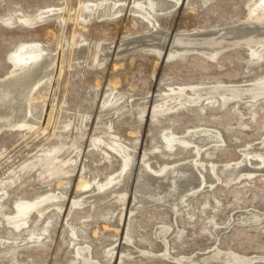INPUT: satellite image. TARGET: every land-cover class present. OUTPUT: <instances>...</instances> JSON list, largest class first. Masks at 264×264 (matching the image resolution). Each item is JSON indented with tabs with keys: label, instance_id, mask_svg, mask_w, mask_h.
<instances>
[{
	"label": "rangeland",
	"instance_id": "374dc122",
	"mask_svg": "<svg viewBox=\"0 0 264 264\" xmlns=\"http://www.w3.org/2000/svg\"><path fill=\"white\" fill-rule=\"evenodd\" d=\"M171 1V9L158 12L149 0H0V78L24 70H16L9 61L23 44L41 43L56 61L47 73L48 89L35 92L45 97L42 120L29 116L25 129L0 132V264H83L77 246L90 247L96 264H184L186 258L210 250L226 259L215 264H264L262 171L227 185L206 184L177 207L160 201L134 203L144 155L153 165L196 157L192 147L180 144L171 153L165 134L217 129L223 143L203 149L199 156L208 166L241 160L243 150L264 137V93L256 92L248 101L224 103L212 97L201 104L154 110L156 96L170 94L171 88L182 86L190 94L192 86L201 85L216 94L219 86L253 87L254 81L264 80V45L255 56L241 42L205 52L203 39L195 37L242 22L259 0ZM102 2L105 10L88 14L87 5ZM139 2L151 17L136 10ZM105 12L110 15L104 17ZM41 13L45 18L34 24L21 21ZM160 32L168 35L161 51L148 40ZM136 39L152 45L133 47ZM65 117L72 119L69 127L62 125ZM98 138L104 142L95 143ZM113 138L127 152H135L134 177L125 199H119L117 188L92 205L90 197L99 195L97 182L107 181L122 168V154L107 144L113 146ZM56 157L75 159L65 166L74 169L50 175ZM252 161L256 168L259 159ZM83 179L92 185L82 188ZM58 194L64 198L62 210L51 206L41 216L32 210L27 225L18 230L13 226L19 219H14L16 204ZM76 199L82 204L73 206ZM247 212L263 217L233 220V214ZM159 227L164 235H157Z\"/></svg>",
	"mask_w": 264,
	"mask_h": 264
},
{
	"label": "bare ground",
	"instance_id": "6f19581e",
	"mask_svg": "<svg viewBox=\"0 0 264 264\" xmlns=\"http://www.w3.org/2000/svg\"><path fill=\"white\" fill-rule=\"evenodd\" d=\"M149 1H150L151 9L154 11H158V12L171 9V7L174 6L172 5L171 0H149ZM140 3L141 2L137 3V7L135 5L134 8L136 7L137 8L136 10H138L145 17L147 16L151 17L152 15L150 14V12L148 11L145 12L144 8H142L144 6H141ZM104 4L105 3L102 2L100 4L87 5L86 11L88 12V14L96 13L94 11H100L102 8L104 9ZM112 4L114 3L112 2ZM116 6L119 7V5H116ZM119 11L120 10L117 9L116 12H114V14L118 13ZM106 12L103 14L104 17H106L107 15L108 16L110 15ZM100 16L101 15H99V17ZM43 18H45V14L41 13L38 16H35L34 18L32 17L22 18L21 21L24 20L26 22H30L29 24H31ZM151 23L152 25H154L153 22ZM154 23H157V22L155 21ZM239 23L237 22L234 25H230L225 28L213 29L211 31L210 30L202 31L201 33H196L195 37L197 35L198 38L203 39V43L205 45L204 47L205 52H219L221 49L231 46L234 43L241 42L243 44H246L249 47L252 56L259 54L261 52L260 48L264 45V39H263L264 37V0H259L258 2H256L255 6L251 8L248 18H246L245 20ZM167 36L168 35H165L160 32V33H156V35L154 36L151 35V37H148V40H152L153 42H156L153 45L159 48L161 51L162 43L167 39ZM188 36H189V33H188ZM193 38L194 37L192 35L190 39H193ZM130 40L132 39L130 38ZM185 41L187 42V40ZM257 41L258 42L260 41L261 44H259V46L254 45L255 47H253L251 43L257 42ZM130 42L132 41H129V43ZM136 42L138 43H135V40H133L132 42V44L134 45L133 47H136V46L138 47L140 45H152V44L146 43V41L144 40L139 41V39H136ZM250 44L252 46H250ZM109 48H111V46ZM108 50L109 49H107V47L103 49L104 55H106L105 53ZM81 52L82 51L80 50L79 53ZM9 61L11 62L12 67H15L16 70L21 67H24V70L15 71L11 73L10 75H8L6 78H0V132L8 128H17V127H19L18 129L24 128L25 120L29 116L33 119H36L38 122L42 120L44 116V112H45V105H46L45 97L41 96L42 94H40V96L37 97L35 96V92L38 90H41L42 92V90L48 89V86L50 84L49 82L50 77H49V74L47 73L48 71L52 69V67L56 63L54 56L48 53L47 49L39 42H32V43H27V44H23L19 46L16 49V51H14L9 56ZM254 83L255 84L253 85V87L251 85H246L247 84L246 83L245 85L237 87L236 89L220 88L219 86V89L218 91H216V94L213 92L212 89L208 88L207 86H201V85L192 86L191 88L192 92L190 94L185 93V87H182V86L179 87L178 89L171 88L170 94L165 93L166 95L163 96L164 94L163 93L162 96H158V95L156 96L153 108L155 111H157V110L169 109L176 104H180V105L201 104L206 99H210L212 97L214 98L217 97V99L219 97L224 103H227L229 101L243 100V99L245 101L254 100L255 99L253 96L254 93L256 92L264 93V80H259L256 82L254 81ZM31 123H33V121ZM71 124H72V119H68V118L64 119L62 122V125L64 127H69ZM164 138L166 140L168 149L171 153L174 152L173 150L176 147V145L180 144L181 146H184V147H192L193 151L195 152L196 157L190 158L184 161H180V162L170 163V164L153 165L151 164V162L144 160V158H146V155H144V158L142 162L140 163V167H139V171H138L137 179L135 183V188H134L135 190L133 192L134 193V196H133L134 203L136 202L135 201L136 199L138 201L137 203L140 205L160 201L163 203H169L173 207H177L181 202L183 201L185 202L188 195H192L191 193L196 192L197 190H199L206 184H210L212 186L216 184L217 182H221L222 184L227 185L232 182L238 181L244 175L247 176V174H251V173L254 174V172L256 171H260V172L262 171V173H264V137L260 140V142L255 143L254 145L250 146L248 149L243 150L242 159L240 158L241 160L237 162H228V163H223V164L222 163L215 164V163L210 162L211 165L209 166L206 164V162L199 160V156L203 149H206L209 146L214 145V144L223 143V137L217 129L209 128V127H197V128L187 130L184 135L165 134ZM113 139L114 141H116L117 138H113ZM100 141H103V140L98 138L95 143H98ZM107 144L111 148H113L114 150L122 154L123 164H122V168L120 169L119 173L112 174L109 177V179H107V181L105 182H97L99 195L90 197L93 200V201L91 200L92 205L97 202L103 201L105 198L109 197L108 196L109 194L115 192L118 189L120 191V193L117 192L120 195L119 199L120 200L125 199L126 193L128 192L129 184L132 181L131 179L134 173V160L136 158L135 152L130 151V150H129L130 152L129 151L127 152L124 149L125 146L122 143H119L118 141H116V143L113 146L109 143ZM254 158L259 159V162L257 163L258 166H256V168L254 167L253 165L254 163L252 161V159ZM74 160L75 159L73 158L69 160V159H63L62 157H56V161H55L56 163L54 164V166L52 165L53 167L51 169H49V172H51L50 175H53V174L57 175L61 173L66 174V173L71 172L74 169V167L66 168L65 166L69 165L70 162H74ZM90 184H91L90 181H86L83 179V181L81 182V185L79 186L85 189L87 186L89 187ZM63 200H64L63 196L58 194V195H50V196L42 197L39 200H35V201H23V202L21 201V203H18L19 202L18 201L17 202L18 204H16L17 205V211H16L17 215L16 217H14V219H17V218L19 219H17L13 223V226L16 227L18 230V228L25 225L28 222L27 220L32 210H37L40 216L43 215L51 206H54V207L57 206V209L62 210ZM77 204L78 205L82 204V200L81 201L77 199L73 200L72 205L74 206ZM246 211H249V210H246ZM254 211L255 210H253V212ZM259 213H250V212L248 213L247 212V213H240L235 216L233 214V220L235 219L241 222L257 221L263 217V214L261 215ZM163 228H166V227H163ZM219 229L221 228L216 227L217 231ZM156 233L157 235L158 234L164 235L165 230L160 229L159 227V230H157ZM129 241L130 240L127 239V244ZM213 247H215V245ZM76 249H77L76 251L78 253V257H80V255L82 256L83 264H96L94 263V260L90 259V256H91L90 247L77 246ZM125 250L123 252H125ZM107 252L110 253V251H107ZM134 252H135V249H134ZM194 253H197V252H194ZM225 260L226 259L224 255H222V253H219L218 250H214V251L210 250L204 253H200L198 255L196 254L194 258H191V257L190 259L186 258L184 264H215L221 261L224 262Z\"/></svg>",
	"mask_w": 264,
	"mask_h": 264
}]
</instances>
